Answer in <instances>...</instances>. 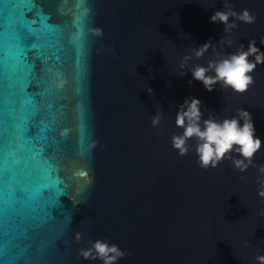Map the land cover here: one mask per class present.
Instances as JSON below:
<instances>
[{"label":"water","instance_id":"water-1","mask_svg":"<svg viewBox=\"0 0 264 264\" xmlns=\"http://www.w3.org/2000/svg\"><path fill=\"white\" fill-rule=\"evenodd\" d=\"M231 2L257 19L237 22L228 48L210 23L222 0H0V264H102L78 255L96 240L129 253L117 264H257L264 65L243 95L192 79L212 48L179 67L209 40L221 55L251 39L264 52V0ZM189 97L203 119L250 113L257 167L204 170L195 141L183 157L173 149Z\"/></svg>","mask_w":264,"mask_h":264},{"label":"clouds","instance_id":"clouds-1","mask_svg":"<svg viewBox=\"0 0 264 264\" xmlns=\"http://www.w3.org/2000/svg\"><path fill=\"white\" fill-rule=\"evenodd\" d=\"M222 2L224 10L216 11L210 17V23L224 25L223 32L226 35L220 39L219 43L231 48L233 40L226 37L231 36L233 29L237 28V22L252 25L256 22L257 17L247 9L238 13L231 0H222ZM96 35L102 37V31L97 29ZM260 43L264 45V38ZM210 48L218 58L210 60L207 67L196 65L190 68L188 72L191 73L192 79L202 83L209 93L215 90L216 85H219L222 91L230 89L238 95L246 93L255 83L253 73L257 66L264 65V52L256 47V40L249 41L247 50L241 44L234 53L228 55H221L217 52L212 46V41L209 40L204 45L192 49L191 55L183 57L179 65L182 72L193 58L199 60ZM112 54L115 57L114 50ZM209 73H214V75H209ZM186 74L183 72V75ZM188 83L191 86L192 80ZM168 87H171V84ZM147 93L149 96L154 94L151 88L147 89ZM201 108V101L194 97L186 98L179 106L175 125L183 131L182 134L172 136L173 149L183 157L190 151L188 142L195 141L194 150L198 157L197 164L204 170L215 169L225 160H230L234 168L241 173L246 172L249 167H257L253 161L262 148V141L255 135L250 113L244 109H237L232 118L218 120L213 113H209L208 118L203 119L204 113ZM161 120L162 109L159 108L151 121L152 126H159ZM233 153L241 158H234ZM258 173L260 177L257 181L258 196L264 199V165L258 167ZM260 214L264 215V210H261ZM75 239L77 242L80 241V233L76 234ZM78 255L84 260H99L102 264H117L129 253L122 251L116 244H109L107 240H96L86 250L81 249ZM256 260L257 264H264V256H257Z\"/></svg>","mask_w":264,"mask_h":264}]
</instances>
